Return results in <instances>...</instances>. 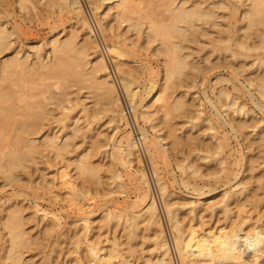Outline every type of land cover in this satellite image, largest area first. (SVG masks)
Wrapping results in <instances>:
<instances>
[{
	"label": "rangeland",
	"instance_id": "1",
	"mask_svg": "<svg viewBox=\"0 0 264 264\" xmlns=\"http://www.w3.org/2000/svg\"><path fill=\"white\" fill-rule=\"evenodd\" d=\"M94 1L99 6L96 14H93L91 8V2ZM57 2L58 0H0V32L4 31L6 36L8 35L7 45H4L6 48L3 47L0 51V78L3 77L0 79V87H10L9 84H13L11 88L24 95L23 102L16 100L18 102L16 103L15 101L18 116L21 112L20 107H23L24 104L41 108L34 110L35 115L37 113L35 122L40 128L28 124L25 126L26 128L18 130L17 127H14L15 125H11L14 122L11 123L12 120H9L10 124L4 125L2 132L0 131V149L2 145L6 144L3 143L4 138L8 136L9 139H13V136L16 135V137L21 136L20 138L25 143L31 140L33 144L37 145L33 152L29 153L30 157L27 156L25 162L23 161V166L13 170L14 178L6 179L0 173V264H10V256L17 252L20 254V261L14 264H77V259H82L84 264L87 263L82 247L76 250L73 243L74 237H71L72 232L75 233V231L80 236L79 228L76 225L81 214L79 215L80 212H77L76 206L68 201L64 191L60 189V170H64L69 176L73 175L78 187H81V190L86 193L83 203H85L84 209L90 212L89 221L92 230L90 235L93 236L90 237L93 240L102 241L100 245L104 246L106 250L111 249L113 245L117 249L106 264H144L151 257L154 253L152 231H147L143 225L142 227L140 225L136 230L135 239L130 240L123 224L117 223L116 220L105 221L103 218L109 209L114 210L115 205L131 206L136 200V172L134 169L128 172L117 164L116 158L110 161L112 159L110 157H113L111 152L113 153L114 139L118 140L120 135L127 130L132 131V134L138 133V125L143 126L148 131L150 138L154 137L159 140L162 147L166 149L164 156L156 158L157 168L155 171L153 166L151 167L144 145L142 143L138 145L140 163L149 178L162 225L171 246V257L174 264L181 263L172 242L173 234L161 202V192L157 186L158 178H161L160 180L166 184L167 191L176 193L172 202L179 201L180 205L178 206L180 207L183 202L187 201L219 200L224 190H231L235 183H239L237 188H244L242 189L243 193L236 194L238 196L235 195L234 198L243 199L247 194L250 197L247 196L248 198L244 201L247 203L241 205L243 213L239 212L240 217L243 215L241 218H246L243 227L247 228L252 223L254 225L255 220L257 223L259 221V225L263 223L264 227V97L259 98L260 96L255 92L253 86L249 85L251 81L264 84V65L258 67L257 60L253 61L264 55V50L253 49L259 43L256 34L261 33L264 26L260 25L257 29L249 30L250 33H247L251 34V37L247 36L246 32L240 28L244 24L243 12L251 0H133L131 7L137 10L136 12H141L142 15L155 22L168 19L169 14L165 8L171 2L173 6L180 4L188 8L197 6L198 8L211 9L214 13L212 20L199 21L197 23L199 26L189 28L187 32L174 40L179 43L178 45H181V48L183 47L182 53H180L186 56V60L190 64L184 69L181 78L179 76L174 78L172 83L169 82L170 88L168 87L167 92L170 94V101L182 96L186 106L183 108L184 110L172 112L164 119L162 110H157L158 103L154 101L157 95L156 90L164 82V60L163 54L160 53L164 48L158 42H151V39H148L150 42L147 43L145 38L146 20L141 31L136 33L133 29L128 28L125 22L119 21L117 10L120 5L116 4V0L104 2L80 0L88 24L93 30V39H96L94 40L97 42L98 48L101 49V52L103 51L124 107L127 109L130 108V105L121 89L114 62L105 50L106 42L116 41L121 44L124 50L123 60L127 65L123 67L135 73L134 84L138 88L140 97L145 96V86H147L145 82L148 78H151L155 83L156 89L145 101L153 118H156L153 122L155 129L151 128L149 121L143 122L140 118L134 120L130 110L126 111L128 124L117 121L110 122V118L115 117V114L109 109L105 98L98 93L99 91L95 89L93 83L87 80L88 78L74 77L73 69L66 76L56 72L52 66L55 63L51 40L56 38L63 41L73 36L75 43L79 46L86 31L77 16L60 11ZM236 41L244 42L252 49L245 51L236 45ZM224 48H228V50ZM232 52L237 56H233ZM89 53L88 58L91 60L94 54L91 49ZM74 54L71 56L73 61L76 58V56L74 58ZM16 56L21 59L25 58L24 70L20 68L14 70L9 67L16 62ZM42 64L47 65L46 68H48H40ZM85 66L88 67L89 64L83 65V68ZM193 66L196 68L194 69ZM8 68L10 69L7 70ZM50 68H53L54 71L50 72ZM73 73L76 74L75 71ZM260 73L263 78L260 77L258 81L255 76ZM61 74L64 76V80ZM24 83L26 84L24 85ZM221 89L228 94L230 99L225 97L217 99L218 91ZM58 93L62 96H59ZM231 99H234L235 106L228 109L226 107ZM209 102L214 104L211 105ZM255 102L258 103V106ZM237 107L242 108L244 113L235 112ZM197 109L201 110L200 114H197ZM44 110H47V113ZM22 114L24 115L25 112ZM18 116L17 118L20 119ZM73 119H79V128L74 133L73 127L70 125ZM208 119L210 122L207 121ZM117 124L119 128L115 130L114 126ZM231 125L234 129L231 128ZM20 131L22 134H19ZM54 133L58 137L59 145H65L62 146L63 148L60 146V156L54 150L43 145L44 137ZM214 137L218 139L226 137L224 148L219 153H213L216 150ZM23 142L16 147L21 152H28V148L24 147ZM11 144L14 146V143ZM5 149L3 152L7 150ZM80 157L82 159L87 157L92 165L99 167V178L77 174L75 165L82 160ZM6 158L4 157L1 162L3 167L5 166L4 161H8ZM220 160L223 161L224 170H221ZM187 163L198 170L195 175L191 173L190 168L186 167ZM180 164H183L184 170L180 169ZM115 172L121 173L120 179L111 177ZM225 174L230 176L226 177ZM235 174H237L236 178ZM110 191L111 194H109ZM254 196L255 198L251 199ZM111 198L112 200H110ZM234 198L233 200H235ZM34 204L56 213L60 219V225L54 228L47 227L46 219L33 214ZM233 207L234 214H237L238 207H234V209ZM13 208H18L20 216L22 215L23 229L26 232L29 245L15 247L9 251L8 233L3 221L7 211ZM179 209L178 217L184 223L190 218V215L184 208ZM216 211L215 209L214 213L216 214H213L214 217H211L210 222L216 221V218L223 221L219 209ZM218 214L221 216L218 217ZM256 216L258 217L256 218ZM209 218V216L205 218V222H208ZM221 221L219 220L218 224ZM244 254L251 255L248 251Z\"/></svg>",
	"mask_w": 264,
	"mask_h": 264
},
{
	"label": "bare ground",
	"instance_id": "2",
	"mask_svg": "<svg viewBox=\"0 0 264 264\" xmlns=\"http://www.w3.org/2000/svg\"><path fill=\"white\" fill-rule=\"evenodd\" d=\"M97 1L104 2V1H110V0H97ZM132 2H133V0H116V4L120 5V8L117 10V15H118L119 21L125 22L128 28H131L134 31H136V33H139L141 31L142 25L144 24V21L146 20L145 21V24H146L145 25L146 26L145 38L147 39V43L150 41L151 42H158V44L164 48L163 51L160 50L161 51L160 53L163 54V60H164V78H163L164 82H163V84H161L159 86L160 88L156 90L157 95H156L155 100H154V101H156V103H158L157 110H162L163 115H164V117H162V118L164 119V118L170 116L172 112H176L180 109L182 110L186 106L185 105L186 102L183 100L182 96H180V97L178 96L177 99L175 98V99H172L170 101V99H169L170 94H169V92H167L168 87H169V82L171 81V83H172V80L174 78H178L179 76L181 78V75L183 74L184 69L187 66H189V64H190L187 62L186 56H184V54H181L182 53L181 49L183 47L181 48V45H178L179 43H177L174 40H177L176 38L178 36H181V35H183V33L187 32L189 28L199 26V24H197L199 21L212 20L214 13L211 9L198 8L197 6H194L192 8L185 7L183 4L173 6V3L171 2V4L168 5L169 8L168 7L165 8V11L169 14L168 19L166 21L163 20V21L155 22V21L149 19L147 16L142 15L141 12H136L137 10H134L131 7ZM55 5H56V3H55ZM57 7L60 11H62V12L64 11V13L77 16V18L81 21V24L86 29V31L84 32L85 37L83 38V41L81 42V44L79 46L77 43H75L76 42V41H74L75 37H73V36H71L70 38L65 39L63 41L56 39V38L51 40L53 60L55 63L52 66L54 67L56 72L58 71V72H60L66 76V74H69V72H72L74 70L75 73L77 74V76H76V74H74L73 73L74 71H73L72 74L74 75V77L80 78V76H81L82 78H84V77L86 79L88 78L87 80H89V82L91 81V83H93V85L95 86V89L97 91H99L98 93L101 96H103V98H105V101H106L109 109L115 114V117L110 118V122L117 121V122H125L128 124L129 120H128V117L126 116V111L129 112V110H130V112H132V116H133L134 120L137 118L138 119L140 118L143 122L149 121V122H151V128L155 129V124L153 122H154V119H156V118H153V116L151 114V110H149V108L147 107L148 105L147 106L145 105L146 98L148 96H150L151 93L156 89V85L154 82H152V79L151 78L147 79V82H145V84L147 83L146 84L147 86H145L146 89L144 88L145 89V96L143 94L144 97H140V95L138 94V88L135 86L136 84H134L136 81V79H135L136 75L134 76L135 73L132 70L125 69L123 67V66H127V65H126V62L123 60V51L124 50L122 49L121 44L116 42V41H108L105 43V45H104L105 50H106L107 54L109 55V57L114 62V67L116 68V71L118 72L117 74L119 76L118 78L120 80L121 89L127 98L128 104L130 105L129 106L130 108L126 109L124 107L122 101H121L120 94L118 93L119 91L117 90L115 82H114L112 75H111V70L109 69V66H108V64L104 58L103 53H102L103 51L101 52V49L98 48L99 46H98L97 42L95 41L96 39L95 38H94L95 40L93 39L94 33H93V30L91 29L90 25L88 24V21H87L85 14H84L80 0H58ZM91 8H92L93 14L98 13L99 6H98L97 2H95V1L91 2ZM156 9H158V8H156ZM133 14H135L134 18H133ZM151 14H152V11H151ZM149 15H150V13H149ZM243 18H244V24L240 28L246 32L247 36L250 35L249 37H251V34H248V33H250V32H248L249 30H251L252 28L257 29L260 25L264 26V0H251L249 6L243 12ZM99 26H101L100 23H99ZM262 30H261V33L256 34V38L258 39L259 43H257V45H255L256 47L254 46V48H253L254 50H264V29H262ZM7 36H6L4 31L0 32V51H1V48L5 47L7 45V42H6ZM148 39H151V40L149 41ZM236 45L238 47L244 49L245 51H247V50L249 51L250 49H252V48H250V46L248 44H245L244 42L236 41ZM90 49L92 50V52L94 54V56L91 60H89V58H88L90 55V53H89ZM224 49L228 50V48H224ZM157 51H159V50H157ZM72 54H74V58L76 56L75 61H73V57H71ZM232 55L237 56V55H235L234 52H232ZM16 59L17 60H16V62H14V65L13 66L11 65L9 67L13 68L14 70H15V68H20L21 70H24L25 69V67H24L25 66V58L21 59V58L17 57ZM256 60L258 62L257 63L258 67L264 65V55L262 57L254 59L253 61L255 62ZM10 64H12V63H10ZM88 64H89L88 67L85 66L83 68V65H88ZM46 66L47 65L42 64L40 68L45 69ZM10 68H8L7 70H9ZM193 68L195 69L196 67L193 66ZM54 69L50 68L49 71L50 72L54 71ZM45 75H47V74H45ZM261 75H262V73L257 74L255 76V79L258 80L260 77H262ZM2 76H4V75H2ZM2 78H0V79H2ZM62 79L64 80V76ZM62 79H60V80H62ZM42 80L44 81V79H42ZM26 83H24V85ZM68 83H70V82H68ZM63 84H65V83H63ZM9 85H10V87H3V88L0 87V131L2 132L3 127H5L4 125H6L8 123L10 124L9 120L10 121L12 120L11 123L14 122L11 125H13V126L15 125L14 127H17L18 130H20L23 127L26 128L25 126H27L28 124L31 126L33 125V127H38L37 126L38 123L35 122L37 113L35 115L34 110H37L36 108L41 109L40 106H37L36 108H34L35 106L31 107L30 104H26V105L24 104L23 107L19 106L23 110L22 111L20 108H18L21 111V112H19L20 115L24 112H25V114L18 116V110H16L17 109L16 103H18L17 101L23 102V100H24L23 96L24 95L21 92L14 91V89L11 88V86L13 84L12 85L9 84ZM249 85L253 86L255 92H257L258 95L260 96L259 98L264 97V84H262V82L261 83H259V82L253 83L251 81V82H249ZM80 86H83V85H80ZM40 90H41V88H40ZM51 91H53V90H51ZM59 92H61V91H59ZM58 95H59V93H58ZM59 96H62V95H59ZM250 96H252V95H250ZM253 96H254V93H253ZM221 97L229 98L228 94L222 89L218 91L217 99L219 100ZM46 99H48V98L46 97ZM53 99H54V97H53ZM100 99H102V98H100ZM15 101H16V103H15ZM57 101H59V100H57ZM208 101H210V100H208ZM209 103H211V105L214 104L212 102H209ZM256 105L258 106V103H256ZM233 106H235V101H234V99H231L228 102L226 108L231 109ZM45 111L47 113V110H44V112ZM234 111H235V109H234ZM196 112H197V114H200L201 110L197 109ZM235 112H238L240 114L244 113L242 111V108H238V107L236 108ZM33 113H34V115H33ZM17 116L20 119H18ZM40 118H41V116H40ZM207 121L210 122V119H208ZM78 122H79V119H73V121L70 123V125H72V127H73V130H72L73 133L76 132V130H78V128H79ZM38 128H40V127H38ZM118 128H119L118 124L114 126L115 130H117ZM231 128L234 129L233 125H231ZM12 130H14V129L12 128ZM137 130H138V133H136V134H132V131H130V130L124 131L123 134L120 135V138L118 140L114 139V142L112 145L113 153L111 152L113 157L112 156L110 157V158H112L110 161H112L114 158H116V160L118 161L117 164H119V166H122L128 172L133 170V169L136 172V178H135V184H136L135 189H136V193H137L136 200L131 204V206H124L123 207V206L115 205L114 210L113 209L112 210L107 209L108 211L104 214V217L103 216L102 217L105 218V221L106 220L107 221L116 220L117 223L119 222V223L123 224L127 230V233H128L127 236L129 237L130 240L135 239L136 230L139 228L140 225H141V227L143 225V227H145L147 229V231L149 230V231L153 232L154 238L152 240V245H153L154 253L151 255V257L148 260L145 261L144 264H174L173 259L171 257V246L169 245L170 243H168L166 233H165L163 225H162L161 216L158 212L157 202L155 200V197H154L152 190H151V187H150L149 178L146 174V171H145L143 165L140 163L141 158H140V155L138 152V145H139V143H142V145H144V149L146 151V154L149 157L151 167L153 166L152 168L155 169V171L157 168L156 167V161H157L156 158H159L160 156H164V154L166 153V149L162 147L159 140L154 139V137L150 138L148 131L143 126L138 125ZM4 132H6V131H4ZM27 133H29V132L27 131ZM19 134H22V132L20 131ZM25 135L27 136V134H25ZM16 136H13L14 137L13 139H9L10 137L8 138V136H7V138L3 137L4 138L3 143H6V144L2 145L1 146L2 148L0 149V173L3 174V176L6 179L14 178L13 170H15L16 167L23 166L22 165L23 161L25 159H27L28 157H30L29 153L33 152L34 148L37 147V145H35L31 142V140H30V142L27 141L25 143L22 141L23 139L20 138L21 136H18V137H16ZM71 136H73V135H71ZM211 137H213V136H211ZM225 138H223V139L215 138L216 139V146H215L216 150L213 153H217V152L219 153V151H221L224 148V144L226 142ZM66 139H67V137L65 138V140ZM12 140H14L13 142H11V143H14V146L10 143V141H12ZM57 140H58V137L56 136L55 133L53 135L47 134L44 137L43 145L54 150L56 154H59L61 147L65 146V145H63V144L59 145ZM21 142H23L24 147L26 146L28 148L27 149L28 152H25V151L21 152V150L19 151V148L16 147L17 145L20 146ZM10 146L13 148H11ZM8 147H10V148H8ZM3 148L7 149V150L5 149L6 150L5 152L6 153L8 152L7 154L5 152H3L4 151ZM192 150L194 151V149H192ZM3 153L5 155H7L4 157L8 158V161H6V162L4 161V164H5L4 167H3V164L1 163L3 158H4L2 156V155H4ZM60 154H59V156H60ZM201 154H203V153H201ZM205 157L206 156H204V158ZM80 158L82 159V157H80ZM87 159L88 158L85 157L82 160H80L79 163H77V164L75 163L76 164L75 169H76L77 174L82 175V176L89 175V176L94 177V178L96 177V179L99 178L100 177V176H98V174H99L98 171H100V169H98L99 167L92 165ZM200 159H201V157H200ZM217 161H219V160H217ZM222 162L223 161L220 160L219 164H221ZM73 165H74V163H73ZM182 165L180 166V169L184 170L185 167ZM223 166L224 165L222 163L221 170H224ZM186 167L190 168L191 173L194 175L198 171L190 163H187ZM185 171H187V170H185ZM213 171L215 172V170H213ZM226 172L228 173L229 171H226ZM221 173H223V172H221ZM237 174H238V172H237ZM237 174L234 175L235 178L237 177ZM72 176L73 175L69 176L68 173L65 172L64 170L59 171L60 189H62L64 191V193L66 194L65 197H67L68 201L71 202L74 206H76L77 212L78 213L80 212L79 215L81 214V217L79 219H77V225H76L79 228L80 236L78 235V233L76 231H75V233L72 232V235H71V237H74L73 243H74L75 249L77 250V248L82 247V250L86 254V259H87L86 260L87 263L85 261L86 264H106V262L111 257H113L114 252H116L117 249H116L115 245H113V247L111 249L106 250L104 246L100 245V242H102V241L99 242V241H96V239L93 240L90 237V236H92V234L90 235V232L92 231L91 226H90L91 222L89 221L90 220V212L86 211L84 209L85 203H83V201L86 198L85 197L86 193L83 190H81V187L80 188L78 187V183L74 179L75 177L73 178ZM228 176H230V175L228 174ZM228 176L226 175V177H228ZM111 177L120 179L121 173L115 172L111 175ZM157 178H158V176H157ZM160 179L161 178H158L157 186H158V190L161 192V202H162V205L164 207L163 209L165 211V214L167 215V218H168L169 228L173 234V241L172 242L174 243L173 245H174L175 250L177 251L179 262L181 264H264V227L262 225L263 223L261 225H259L258 224L259 221L257 223V220H255L256 223L254 225H253V223L252 224L248 223L249 226H247V228L243 227L246 218H241L243 215L240 217L239 212L243 209L241 207V205H244V203H247L244 201L249 196L247 194L248 197L244 196L243 199H235L234 198L236 194H238L240 192H241V194L243 193L242 189H244V188H241V189L237 188L239 186L238 185L239 183L234 182L235 184L234 185L232 184L233 188L231 190H228V191L224 190V192L222 191L223 194L219 200L207 201V199H205V201L204 200H198L197 202L187 201V202H183V203L180 201L182 203L181 207H180V206H178V205H180V204H178L179 201L174 200L172 202L173 196L176 193H174L172 191H167L166 184ZM91 181H92V179H91ZM243 187H245V186H243ZM246 192H248V191H246ZM106 194H108V193H106ZM109 194H111V191ZM201 196H203V195H201ZM236 196H238V195H236ZM233 198L235 200H233ZM252 198H255V196L251 197V199ZM110 200H112V198ZM258 200H260V199H258ZM232 205H235L234 206L235 208L238 207L237 208V214L236 213L234 214V212H233L234 210H232V207H233ZM234 207H233V209H234ZM179 208H184L185 210H187L188 215H190V218L187 221H185L184 223H182L178 217V212H180ZM215 209L217 211L219 209V213L222 215L223 221H221V219H219V218H216L217 219L216 221L210 222L211 217L212 216L214 217V215L216 214V213H214ZM19 212L20 211H18V208H13L11 210L9 209L7 211L5 217H4L3 222H4V226L7 229V233H8V241H9V249L8 250L9 251L14 249L15 247H21V246L24 247L25 245L27 246V244H28L26 232L23 229V222H22V218H21L22 215L20 216ZM78 213H76V214H78ZM33 214L39 215L43 219H46L48 221V222L46 221L47 227H50V228L53 227L54 228V227H58L60 225V219L58 218V215L56 213L42 209L37 204L33 205ZM220 214H218V217L221 216ZM188 215H187V217H188ZM206 216L210 217L208 222H205V220H204L205 218H207ZM257 217L258 216H256V218ZM99 218H101V217H99ZM247 219H249V218H247ZM219 220L221 221L220 224H218ZM96 238H97V236H96ZM246 251L251 253V255H245L244 253ZM10 259H11L10 264H14L15 262L16 263L19 262L20 261L19 252H17L14 255H11ZM8 261H9V259H8ZM11 261H12V263H11ZM77 264H84V262L82 259H77ZM132 264H135V263H132Z\"/></svg>",
	"mask_w": 264,
	"mask_h": 264
}]
</instances>
